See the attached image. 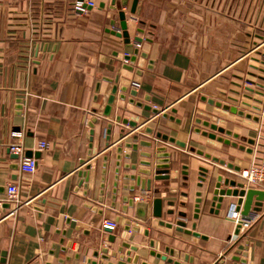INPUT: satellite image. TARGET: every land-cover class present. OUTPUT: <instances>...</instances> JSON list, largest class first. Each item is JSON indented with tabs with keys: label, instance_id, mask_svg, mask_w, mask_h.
Segmentation results:
<instances>
[{
	"label": "crops",
	"instance_id": "obj_1",
	"mask_svg": "<svg viewBox=\"0 0 264 264\" xmlns=\"http://www.w3.org/2000/svg\"><path fill=\"white\" fill-rule=\"evenodd\" d=\"M122 1L100 0L86 14H74L65 0H0V261L5 258V264H109L118 258L103 260L101 249L108 248L111 254L122 243H128L138 248V252L131 253V258L140 256L138 264H168L149 255V242L154 239L156 251L164 254L166 247H173L174 260L181 263L187 255L193 258L191 264H264V200L238 236L234 235L236 224L228 219L226 209L212 215L210 207H202L200 218H193L196 194L206 192V187H198L200 167L209 170L208 181L212 176L223 175L242 182L240 172L249 168L253 156L261 151L262 144L256 140L259 122L202 98L260 116L261 111L253 106L261 108L256 100L263 98L257 91H263L260 85H264V77L258 75L264 66V0H138L134 13L131 9L135 0H128L125 7ZM120 12L126 14L130 44L117 36L121 32ZM136 37L142 39L139 47L134 42ZM136 49V62H127L125 57L132 56ZM124 65L133 66L134 70H126ZM117 78L119 91L110 116L106 117L104 112ZM133 82L139 83L140 88L134 89ZM123 87L136 91L137 96L129 91L123 93ZM213 116L229 118L235 128L213 122ZM117 117L135 122L137 127L124 126L116 122ZM93 118L98 122L89 157V123ZM198 119L239 134L240 139H235L215 133L238 147L195 133L197 128L207 130L197 123ZM244 120L258 126L243 127L240 122ZM109 123L113 124V132L107 147L105 130ZM121 128L126 130L123 136ZM148 128L152 134L146 133ZM14 132L24 134L22 154L10 149L17 143L12 137ZM158 133L183 142L186 147L158 139ZM134 135L139 136V142L153 141L154 147L165 146L172 154L170 180H153L152 190L145 192L137 188L131 193L120 188L116 208L112 209L117 148L132 142ZM250 139L255 144H250ZM42 142L47 148L41 149ZM241 146L246 149L241 150ZM198 150L223 159L240 171L207 160L197 154ZM140 152L152 149L139 145L136 153L124 148V153L133 154V159H124L123 163L144 168L139 162L147 159L140 157ZM106 155L110 160L104 201L100 203ZM22 158L37 160L34 173L20 170ZM88 165L89 182L79 185L78 174ZM184 166L189 167L188 181L183 175ZM122 174L137 171L122 169ZM142 178L152 179L153 175ZM10 184H17L20 199L30 202L13 216L10 210L14 205L7 202ZM122 184L132 186L135 182L121 179ZM252 188L264 191V187ZM123 196L148 203L146 223L136 219L135 208L127 214L121 212ZM157 199L162 201L164 214L159 219L153 217V201ZM169 202L175 205L168 206ZM181 202L188 203V208L181 207ZM168 210H174L175 215L167 216ZM178 212L188 213L187 229L196 223L201 237L159 225L160 220H165L175 226L180 220ZM127 220L140 232L125 231ZM106 221L117 224L114 244L108 242L110 235L104 231ZM146 229L150 230V237H145ZM239 250L246 256L237 254Z\"/></svg>",
	"mask_w": 264,
	"mask_h": 264
},
{
	"label": "water",
	"instance_id": "obj_2",
	"mask_svg": "<svg viewBox=\"0 0 264 264\" xmlns=\"http://www.w3.org/2000/svg\"><path fill=\"white\" fill-rule=\"evenodd\" d=\"M128 4V0L122 1V6L125 7ZM138 4V0H135L131 9V12H135V8ZM119 19L121 20V32H117V36L124 38L126 44H130V35L128 32V26L126 21V14L124 12L119 13ZM135 43H141L142 39L139 37L134 38ZM138 56V49L135 50L134 54L132 56H126L125 60L127 62L135 63ZM143 57H147L146 54H142ZM264 64V62H262ZM124 69L133 71V66L130 65H124ZM112 82V80H110ZM260 87H264V85H260ZM123 93H127L129 90L127 87H123L120 89ZM249 90L253 91L249 88ZM119 91L118 87V78L115 80V86L113 87L111 94L108 99V105L105 109L104 116L108 117L110 116L112 106L115 102L116 95ZM132 96H137V92L134 90L129 91ZM259 95H263L261 91H257ZM126 96H121V99H125ZM204 101H207L211 105H215L219 108H223L226 111H229L233 114H237L241 117H245L247 119H252L255 122H260V117L258 116H252L249 113L244 112L243 110H239L236 106H230V105H224L219 101H215L214 99H207L206 97L202 98ZM234 102H238L239 100L236 98H231ZM134 100H131L133 102ZM258 103L261 104L260 100H256ZM245 106L252 107L250 103L243 102ZM258 111H261V108L259 106H253ZM145 110H153L154 113H159V110L152 109L151 107H145ZM164 117H169L168 114H164ZM171 120H175L173 117H170ZM98 120L97 118H93L91 122L89 123V127L91 128L90 131V152L89 157L92 156V146H93V140H94V133H95V127ZM116 122L122 123L124 126H130L132 128H136L137 124L135 122H130L128 120H122L120 117L116 118ZM177 122H180V120H177ZM198 124H202L207 130H202L201 128L195 129V133L201 134L205 137H208L212 140H217L220 143H224L228 146H233L234 148L238 147V144L235 142H231L229 139H225L222 136H217L215 133L225 134L227 136H233L235 139H240L239 134L233 133L231 130H226L222 127H219L217 124H213L210 121H202L201 119L197 120ZM211 130L212 132H209ZM113 132V124H107L106 130H105V140H106V146H110L111 137ZM126 133V130L124 128L120 129V135L123 136ZM146 133L152 134L153 130L151 128H148L146 130ZM158 139H162L164 141H168L172 144H176L177 146H180L182 148L186 147V144L183 142L176 141L174 138L169 137L167 135H162L161 133L157 134ZM250 144H255V140L250 139ZM139 145L147 148L152 149V152H140L139 156L142 158H145L147 160H142L139 162V165L144 168H138V164H124V159H133V154L124 153V148H129L133 152L139 151ZM246 149L244 146H241V150ZM192 151L194 152L195 149L192 148ZM251 152L252 150H248ZM197 154L204 156L207 160H211L214 163L220 164L221 166H226L228 169H234L236 171H240V168L234 167L232 164H227L225 160L220 159L216 156H212L208 153L203 152L202 150H198ZM172 154L167 152V148L165 146L161 147H154L153 141H141L139 142V136L134 135L132 136V142H128L125 144H121L117 148V155H116V162H115V174H114V182H113V189H112V203L111 208H116V201L118 198L119 190L128 191L131 193H134L137 188H140L142 192L145 191H151L152 190V183L154 181H169L170 180V162H171ZM103 170H102V178H101V191H100V197L99 202L102 203L104 201V191L106 187V178L108 173V162L110 160V156L106 155L103 158ZM91 169V166L88 165L86 167V170L79 172V185H82L84 182L88 184L90 175L89 171ZM122 169L128 170V171H137V174H122ZM189 167L184 166L183 168V175L185 177V180H189ZM199 184L198 187L200 189H204L206 187V192L203 193L202 191L197 192L196 199H195V211H194V219L198 220L200 218V214L203 209L209 208V213L212 215H219L221 210L226 209L229 213L228 219L231 222H234L236 224L234 235L238 236L240 234L241 228L243 224H247L249 220H251V215L253 213H256L260 210L263 200H264V191L263 190H257L253 188H246L245 185L242 182H237V180L232 179L230 177H225L223 175H219L216 178L212 176L210 181H208L209 178V170L205 167L199 168ZM151 179H143L142 176H152ZM214 175V173H213ZM124 181H134L135 185H128V184H122L120 185V180ZM88 185H85V188H87ZM162 190H154V193H160ZM211 195V197H210ZM182 196L188 197L187 193H183ZM122 202L124 206L121 209V212L123 214H127L130 208H135V217L136 219L146 223L147 220V211H148V203L146 202H136L134 197L130 196H123ZM174 202H169L168 206H174ZM180 206L183 208H188V203L181 202ZM163 211H162V201L157 199L153 201V217L155 218H161L163 217ZM167 216H174L175 211L174 210H168L166 212ZM177 216L180 218L175 223V226L172 222H166L165 220H160L159 225L166 227V228H175V231L184 234L187 236H194V237H201L200 234L196 232L197 224L194 223L192 225L191 229H187V223L185 222L188 218L187 212H178ZM120 217L116 219V222H119ZM125 231H132L134 233H139L140 229L138 227H131V221L127 220L126 226L124 228ZM104 231L108 233L110 236L108 238V242L114 244L117 241V236L113 234V230L110 228H104ZM145 237H150V230L146 229L144 232ZM70 242L68 244V247H71ZM149 247L151 248V251L149 252V255L156 258L157 260L164 261L168 264H191L193 263V258H190L189 256H185L184 263L179 262L178 260H174V256L176 253V249L173 247H166L164 254L158 252L155 250L156 248V240L151 239L149 242ZM124 249H128L125 254H123ZM246 249V248H245ZM67 248L64 249L66 251ZM102 256L101 258L105 261H109L111 258H118V261L116 263H109V264H138V261L140 259L139 255H135L133 258H131L132 252H138V248L136 246H131L128 243H122L117 249L113 250L110 254V251L108 248H102L101 249ZM237 254L246 256V252H242L239 250ZM99 253H96L95 256L98 257ZM78 259V257H76ZM237 261H240L238 257L234 258ZM68 260V258L66 259ZM61 263L64 262V260H60ZM242 263H244V260H242ZM0 264H5V258H2L0 261ZM88 264H98L96 262H88ZM147 264V263H142ZM224 264V261L221 263Z\"/></svg>",
	"mask_w": 264,
	"mask_h": 264
},
{
	"label": "built area",
	"instance_id": "obj_3",
	"mask_svg": "<svg viewBox=\"0 0 264 264\" xmlns=\"http://www.w3.org/2000/svg\"><path fill=\"white\" fill-rule=\"evenodd\" d=\"M69 9L74 14H86L90 9L96 8L100 0H65ZM132 21H137L135 18H131ZM137 47L140 46V43H135ZM264 72V69H262ZM132 87L134 89H139L140 84L133 82ZM262 97L264 98V87ZM261 114H260V125L257 131L256 140L259 142L263 139V144L261 146V151L259 154H256L252 158L251 166L247 169H244L240 172L242 183L246 188H252V186L264 187V135L262 136V130L264 128V100H261ZM12 137L17 140V143L11 146V151L16 154H22L21 140L24 137L22 132L12 133ZM41 149L47 148L45 142L40 143ZM37 169V160L35 158H22L20 161V170L24 173H34ZM7 202L14 205V208L10 210V215H16L22 208L30 205V202H25L20 199L19 196V187L17 184H10L7 188ZM117 224L114 221H106L103 224V228H110L114 230ZM243 228V227H242ZM241 228V230H242Z\"/></svg>",
	"mask_w": 264,
	"mask_h": 264
},
{
	"label": "rangeland",
	"instance_id": "obj_4",
	"mask_svg": "<svg viewBox=\"0 0 264 264\" xmlns=\"http://www.w3.org/2000/svg\"><path fill=\"white\" fill-rule=\"evenodd\" d=\"M229 39H231V38H229ZM262 51H263V49H262ZM261 51V52H262ZM236 55V54H235ZM263 65V64H262ZM263 69H264V66H261ZM260 71L261 72H263L262 71V69H260ZM261 72H258V75H261V76H263L264 77V73H261ZM255 82H260V80L259 79H256V80H254ZM262 100H264V98H262ZM211 120L213 121V122H215V123H217V124H220V125H222V126H226V127H232V128H235L234 126H232L233 124L235 125V123L234 122H231L230 121V119L229 118H225V117H221V116H213L212 118H211ZM241 120V119H240ZM241 124H242V126L243 127H247V128H253V129H255L258 125H256V124H254V123H251V122H248V121H241L240 122ZM242 127V128H243ZM259 127V126H258ZM241 129V128H240ZM242 130V129H241ZM264 135V128H263V130H262V136ZM258 144H263V139H261L259 142H258Z\"/></svg>",
	"mask_w": 264,
	"mask_h": 264
}]
</instances>
